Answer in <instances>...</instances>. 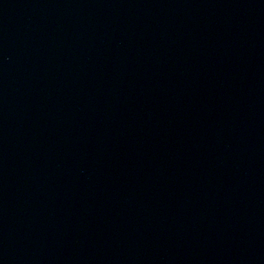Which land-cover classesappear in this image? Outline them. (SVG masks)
I'll return each mask as SVG.
<instances>
[{"label":"water","instance_id":"95a60500","mask_svg":"<svg viewBox=\"0 0 264 264\" xmlns=\"http://www.w3.org/2000/svg\"><path fill=\"white\" fill-rule=\"evenodd\" d=\"M0 264H264V0H0Z\"/></svg>","mask_w":264,"mask_h":264}]
</instances>
